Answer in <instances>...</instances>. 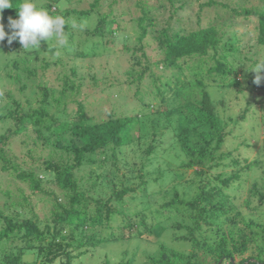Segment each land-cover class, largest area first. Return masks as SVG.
Segmentation results:
<instances>
[{
  "label": "trees",
  "instance_id": "1",
  "mask_svg": "<svg viewBox=\"0 0 264 264\" xmlns=\"http://www.w3.org/2000/svg\"><path fill=\"white\" fill-rule=\"evenodd\" d=\"M45 1L47 6L42 5L43 8L64 17L66 21L64 31H73L70 29L69 18L80 23L84 16H90L96 11V25L90 31L85 30L87 37L80 41L78 47L64 33L68 43L59 50L62 53L65 50L64 53L66 56L68 54L70 59H94L104 54V51L109 55L111 51L107 50V45H112L118 38L121 39L118 31L124 33L126 29L120 25L116 17H113V9L106 14L95 9L100 0H93L90 8L78 12L73 8L60 7V0ZM18 2L19 0H14V4ZM118 2L110 0L108 7H114L113 5ZM215 3L219 2L209 0L202 5L209 7ZM136 4L141 14L129 20L135 24L138 31L136 42L127 45L125 42L128 36H125L123 41L129 55L128 65L123 68L127 75L125 81L137 86L135 89L137 94L140 92V85L148 80L151 86L145 89L147 93L142 92L143 95L147 94L154 99L160 96L166 108L153 105L149 101H141L142 112L116 115L111 110L103 116L104 109H100L98 115L101 119L90 122L84 111L85 105L77 100L75 95L86 77L91 78L94 89L98 88L99 83L107 84V75L99 78L93 73L79 74V65L76 63L67 66L68 62L58 90L54 85L49 88L38 81L35 84L38 94L32 100L30 96H25L24 91L29 85L22 81L18 97L10 92L5 93L9 100L0 104L3 106L0 120L6 125L5 131L0 133V143L8 144L14 136L27 131L30 127L37 134L34 136L35 146H48L60 155L59 160L52 159V156L42 158L35 153L32 154L34 148L27 153L32 160L40 162L44 171L52 172L61 193L52 195L47 191L44 186L46 183L44 175H38L33 171L17 172L19 178L30 183L32 193L24 194L20 202L11 203V207L20 209L0 208L2 245L0 264H73L80 256L92 253V249L101 248L109 241L120 238L122 234L118 236L114 232L110 236L106 233L103 235L101 229L110 225L116 215L117 202L138 189L130 179L132 177L138 179L139 186L147 183L144 176L150 173L147 171L149 170L147 166L151 163L149 158L156 156L154 153L161 149L162 139L159 136L172 127L177 129L174 130L176 138L172 144L178 149L177 154L182 155V163L180 166L172 163L175 167L168 163V168L173 173L185 175L187 169L197 166L193 174L198 178L195 180L194 176L186 178L188 183L196 185V194L190 199H185L179 197L175 190V196L167 199L159 207H149V203L145 202V208L137 212L136 216L140 219L139 222H145L147 210L150 215L153 212L160 214L167 207L183 205L185 207L184 213H181L183 218L173 225L179 230L174 236L178 240L189 242L190 249L180 250L160 245L161 250L156 255L148 251L143 260L136 259V251L131 256L124 252L122 258L110 264H264V222L258 217L264 216V161H262L264 159H250L232 149H228L227 152L221 150L232 131L225 129L219 110V104L226 103L225 100L229 98L231 91L235 90L238 95L243 94L250 86V90L258 91L264 112V71L257 73L253 69L264 62V4L251 9L243 7L245 8L243 11L232 8L235 16L243 13L256 17L254 32L250 35L249 42L239 47L232 41L237 40L239 34L233 30L228 34L230 37H226V32L219 21L188 30L183 27L173 28L168 21L169 17L167 21H162L163 25L158 26L159 16L152 10V5L142 0ZM171 5L173 16L177 7L173 0ZM221 6L226 7L227 4L221 3ZM17 11L15 8L3 10L0 22L3 23L6 32H10L9 18H18ZM110 22L116 23L114 29L109 27ZM92 35L97 38H93ZM100 37L107 38L100 41ZM252 38L254 42L251 43ZM150 40L156 42L161 56L158 60H152L147 53L146 46L150 44ZM52 41V39L48 43L42 41L43 45L39 50H24L26 53L30 52L26 57L17 55L11 65L15 70L26 74L27 78L39 76L41 80L43 75L40 73H46L47 68L53 65L44 52L57 51V46H52ZM0 47H5L8 55L23 50L17 41L9 45L7 38L0 43ZM113 56L112 53L111 58H117L116 55ZM230 56L235 57L230 60ZM189 59H192L191 64L187 63ZM61 61L58 58L53 62L57 64ZM248 61L251 62L249 67ZM158 67L167 71L172 70L160 84H157L160 79L153 71ZM185 70H189L192 75V81H184L185 88H188L186 92L185 88H177L178 84H183L180 73ZM237 70L243 74L240 78H237ZM203 71L212 75L209 78L213 83L211 86L201 77ZM257 75L261 77L260 84L254 83ZM8 76L14 75L8 73ZM103 79L106 81L103 82ZM166 90H172L173 93L166 96L164 94ZM33 101L37 105L34 106ZM73 101L77 103V109L70 112L68 105ZM247 104L245 108L240 109L237 121L246 119L251 102L248 100ZM151 105L154 110L148 112ZM148 113L151 116L148 135L151 137L150 143L145 149V157L141 162H136L134 167L130 163L127 164L128 161L123 158L126 155L125 147L137 145V140L140 141L145 134L141 132L143 122L149 118ZM135 131L138 133L136 138ZM63 134H69L66 137L68 141L63 138ZM54 135L58 137L56 140H52ZM141 144L138 143V146ZM166 148L163 147V152ZM15 157L18 158L10 153L7 155V148L0 146V161L4 170L16 168L18 163H22L15 160ZM227 157L230 158L229 164L232 165L230 170L223 165V159ZM11 160L14 163H11ZM123 165L128 166L130 172L129 170L124 172ZM206 167L216 169L221 167V171L210 175ZM84 168L88 171L83 174L81 171ZM164 173L165 170L161 169L157 178L164 176ZM107 181L112 186L106 184ZM106 188L109 192L105 194ZM33 194L43 197L52 195L47 217L40 218L36 214L37 206L32 203ZM142 197L148 196L145 194ZM253 200H257L254 205ZM243 203L251 212H257V216L252 215L246 219L244 209L240 207ZM26 209L29 211L27 218L21 214V211ZM128 224L133 226L131 222ZM142 232L138 230L139 237ZM89 238L93 240L90 241ZM28 254L33 255L30 261L26 259Z\"/></svg>",
  "mask_w": 264,
  "mask_h": 264
},
{
  "label": "rangeland",
  "instance_id": "2",
  "mask_svg": "<svg viewBox=\"0 0 264 264\" xmlns=\"http://www.w3.org/2000/svg\"><path fill=\"white\" fill-rule=\"evenodd\" d=\"M93 0H60L59 5L60 7L65 6L69 8H73L77 10V12L81 9L90 8V3ZM110 0H100L99 5L95 8L98 9L101 13L106 14L113 9V17L119 21L120 25L123 28H126L124 33L122 31H118L120 34L121 39H116L112 45L108 46V51H111L109 55L107 52H103L104 54L100 56L94 57V59L86 58L84 60L80 59H70V56L60 51V57L55 55V52L45 51L44 54L47 58L52 61L53 65L48 67L46 73L41 72V80H39V76L34 78H27L26 74L24 75L20 70H15L14 66L11 65V62L17 55H21V57H26L28 55V51L19 50L18 53H11L8 55L7 50L5 47H0V104H4L9 99L5 96V93L10 92L15 94L16 97L20 94V86L23 84L22 81H25L29 86L25 89L24 94L25 96L28 95L34 100L36 95L38 94L37 89L35 88V84L39 82H43L49 88L53 85L56 86L57 90L60 88L61 80L63 78V74L65 68L70 65H79L80 72L79 74H95L99 78H104L107 75L108 82L106 84V80L103 79V83H99L98 88L92 87V80L90 77H86L84 80V84L81 86L79 92L75 95L77 100H80L85 106L84 111L85 114L88 116L90 122H96L100 118L98 112L100 109H104L102 113L103 116H106L107 111H114L116 115H131L142 112L141 109L143 102L141 101H149L153 105H159L163 108H166L163 101H161L160 96L150 97L149 95H143V91L147 87L150 88L151 84L148 80L144 81L143 84L140 85L139 89L140 92L137 94L135 93V89L137 86L133 83L129 84L125 81L127 75L124 73L123 68H126L128 65V53L125 50L124 42L125 36L126 44H134L136 42V36L138 31L136 30L135 24L129 21L130 19L139 16L141 14L140 8L136 4L139 0H118L119 2L113 5L114 7H108V3ZM148 1L149 5H152V10L159 16L158 26L163 25L164 21H167L169 18V23L173 28H186V29H194L199 27H204L209 25L211 22H218L222 24L224 28V32H226L225 36L230 37L228 35L231 31H236L238 34L237 40H232L234 45L238 47L242 44L249 42L250 35L254 32L253 26L255 24L256 17L254 15L246 16L245 14L240 15H233L232 8H236L239 11L245 10V8L251 9L253 7H259L264 4V0H214L219 3H215L210 5H202L209 0H173L175 3V7H177L176 12L173 16H171V0H142ZM36 3L42 7L47 6V2L45 0H36ZM221 3H226L227 6H221ZM245 7V8H243ZM202 9V10H201ZM96 12V11H95ZM93 12L90 16H84L80 23L76 21V19L69 18L70 22V29L73 31H64L66 33V37L73 41L74 45L78 47V44L82 39H86V31L85 30H92L95 27L97 22V14ZM200 12V13H199ZM115 15V16H114ZM112 18V16H110ZM164 18V20H163ZM163 21V22H162ZM162 22V23H160ZM82 25L83 27H76L73 28L72 25ZM116 23L110 22L109 27L115 28ZM125 34V35H124ZM94 36V35H92ZM94 36L93 38H95ZM97 38V37H96ZM107 37H100V41L104 40ZM51 41V39H49ZM52 46L56 45L55 39H52ZM251 43L254 42V38H252ZM43 44L41 43L40 46ZM78 49V48H77ZM147 53L150 55L152 60H158L161 56L159 55V50L157 49L156 42L150 40V44L146 46ZM32 51V50H31ZM247 52V51H246ZM112 53L114 56L116 55L117 58H111ZM261 55L263 54L260 52ZM8 55V56H7ZM107 55V56H106ZM113 56V57H114ZM235 56H230V60L233 59ZM60 58L61 62L55 64L53 61ZM256 56L254 57V59ZM72 60V61H71ZM75 61V62H73ZM68 62V63H67ZM67 63V66H66ZM120 64L119 66H115V64ZM187 63H192V59H189ZM251 62L248 61L247 65L250 66ZM82 65V66H81ZM253 67V66H252ZM186 68V65H185ZM158 80L157 84L161 83V80L167 76V73H171L172 70H165V68H154V70ZM203 71L201 77H203L204 81L212 83V80L209 78L212 76L204 73ZM8 73L13 74V77L8 76ZM183 74V75H182ZM237 78H240L243 74L237 70ZM180 79L183 82L177 85V88H185L186 84L184 81H192V75L189 70H185V72L180 73ZM21 79L18 81L17 79ZM196 80V77L194 78ZM150 81V80H149ZM215 82L217 81L214 80ZM112 82V84H111ZM188 86V85H187ZM250 87V86H249ZM246 88V92L243 94H236V91H231L229 98L225 101L226 103L219 104V110L222 114V120L225 125V129L228 131H232L228 136L226 143H224L221 147V150L225 152L228 149H232L235 152H240L242 156H246L250 159L252 158H262L264 159V112L260 105L259 101V93L256 90H250V88ZM54 88V87H53ZM104 88V91L102 89ZM55 89V88H54ZM189 89H191L189 87ZM102 92H101V91ZM188 88H185V92ZM173 93L172 90H166L164 94L166 96H170ZM187 97V96H186ZM153 98V99H151ZM24 100V99H23ZM70 100V99H69ZM251 102L249 110L247 111V117L244 120H238L237 116L240 112L241 108H245L248 104L247 101ZM34 106L37 105L36 102L33 101L32 103ZM153 105L149 107L148 112H153L154 108ZM2 105H0V111H2ZM77 109V103L71 102L68 105V110L74 112ZM147 116L149 117L147 120L143 122V129L141 133H145L142 135L140 141L137 140L138 143H142L141 146L135 144L132 147H125L126 155L123 157L125 161H128L127 164H131L134 166L137 164L136 162H141L142 158L145 157V149L150 143L149 132H150V121L151 116L148 113ZM237 121V122H235ZM3 121L0 120V133H3L6 129V126ZM177 122L174 123L176 126ZM176 128V127H174ZM168 128L166 133H164L161 137V149H157L154 154L156 156H151L149 161L151 163L148 164L147 170L150 173L144 176V180L147 181L146 184L143 183L139 186L138 179L132 177L130 180L132 184L137 185L138 189L136 192L127 195L124 199H121L117 202L118 211L114 216L113 220L111 221L110 225L104 226L101 229V233L104 235L105 233L110 236L112 232L116 235L122 234L120 238L117 240L109 241L101 248L92 249L89 255L87 256H80L78 259L74 261L73 264H110L118 259L122 258L124 252H127V255L131 256L135 251L137 253L136 259L139 258L141 260L144 259L146 252L152 253L156 255L158 251L161 250V246L163 245L165 248H176L180 250H189L190 244L184 240H178L174 233L178 232L176 228L173 226L176 222H179L182 218L181 213H184V206L178 204L174 207H167L162 211L160 214H155L154 212L149 214L148 213L145 222H139L140 219L136 216L137 212L143 211L144 203H149V207L156 208L163 204L167 199L175 196V190L179 197L190 199L196 194V185L190 184L186 181V178H193V170L197 168V166L193 168H189L186 171L185 175L173 173L168 168V163L175 167L173 164L180 166L182 163V155L177 154L178 149L172 142L174 141L175 131L177 129ZM141 130V129H140ZM175 130V131H174ZM136 132V131H135ZM138 135L136 132L135 138ZM34 136H37L33 130L29 127L27 131H23L20 134L13 137V139L8 144L0 143V146H4L7 148V155H16L18 158L15 157V160L18 162V165L15 167L10 168L9 170H4L2 168V161H0V208L4 210H17L20 207H11L12 202H20L23 199L24 194H31V186L28 181H25L17 176V172L19 171H33L38 175L45 177L46 183L44 186L46 187L47 191L54 195H60L61 190L58 189V185L53 177L52 172L44 171L43 166L40 165V162L36 160H32L31 156L27 155L28 150L30 151L34 148L35 155L40 156L42 158H48L52 156V159L59 160L60 157L59 153L51 150V148L43 147V146H35L34 145ZM69 134H63V138L68 141L66 137ZM58 137L54 135L52 140H56ZM159 139V138H158ZM24 140V142H23ZM174 145V146H173ZM163 147H167L166 150L163 152ZM36 151V152H35ZM186 159V158H184ZM264 161V160H262ZM11 163H14L11 160ZM173 163V164H172ZM230 163V158L223 159V165L225 168L230 170L232 165ZM124 164V163H123ZM135 167V166H134ZM138 166H136L137 168ZM167 168V169H165ZM208 168L210 175H213L216 172L221 171V167L218 169L216 168ZM161 169L165 170L164 176L158 177L159 172ZM129 167H125L123 165V171L128 172ZM159 170V171H158ZM88 171L82 169L81 173H86ZM130 172V170H129ZM80 174V172H79ZM198 178L194 176V180ZM118 182V178L116 179ZM106 183V182H105ZM111 183V182H110ZM108 184V181L107 183ZM112 184V183H111ZM141 184V183H140ZM110 185V184H108ZM112 186V185H110ZM105 190V191H104ZM103 191L106 193L109 190L106 188ZM102 193V191H101ZM147 194L148 197H142L143 195ZM34 195V194H33ZM52 195H49L52 197ZM104 195V194H103ZM245 195L243 194V197ZM247 196V195H246ZM50 197L43 195H34L32 198V203L36 204L35 211L37 212L40 218L47 217L50 212L51 207V199ZM242 197V199H243ZM257 202V200H253ZM241 205V206H240ZM239 206L244 209V214L246 215V219H249L252 215L257 216V212H251L249 207L246 204H240ZM259 209V208H258ZM151 211V210H149ZM257 211V209H256ZM22 217H29V211L26 209L25 211L22 210ZM35 213V212H33ZM259 215V214H258ZM260 220L264 222V216H258ZM128 222H131L133 226H130ZM225 226H227L225 224ZM233 227V226H232ZM120 229V230H119ZM138 230H142V234L139 237ZM185 231V230H182ZM90 241L93 240L89 238ZM96 241V240H94ZM2 250V245H0V251ZM27 260H32L33 255L28 254L26 257ZM104 260H108L105 262Z\"/></svg>",
  "mask_w": 264,
  "mask_h": 264
},
{
  "label": "clouds",
  "instance_id": "3",
  "mask_svg": "<svg viewBox=\"0 0 264 264\" xmlns=\"http://www.w3.org/2000/svg\"><path fill=\"white\" fill-rule=\"evenodd\" d=\"M8 8L17 9L18 18H9L8 27L10 32L5 31V27L0 22V43L5 41L11 45L17 41L23 50H39L42 41L55 39L57 51L55 55L61 53L59 49L67 46V39L64 35L65 19L62 15L52 14L47 9L39 6L36 0H19L14 4V0H0V21L3 18V10ZM83 27L73 24L72 27ZM257 73L264 71V62L253 68ZM261 77L257 75L254 83L260 84Z\"/></svg>",
  "mask_w": 264,
  "mask_h": 264
}]
</instances>
